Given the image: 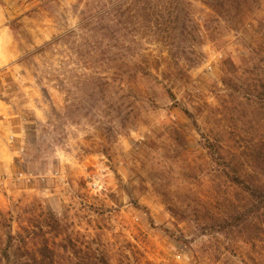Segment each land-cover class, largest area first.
<instances>
[{
    "label": "rangeland",
    "instance_id": "1",
    "mask_svg": "<svg viewBox=\"0 0 264 264\" xmlns=\"http://www.w3.org/2000/svg\"><path fill=\"white\" fill-rule=\"evenodd\" d=\"M114 1L0 0V264H264V0H141L108 52L33 53Z\"/></svg>",
    "mask_w": 264,
    "mask_h": 264
},
{
    "label": "trees",
    "instance_id": "2",
    "mask_svg": "<svg viewBox=\"0 0 264 264\" xmlns=\"http://www.w3.org/2000/svg\"><path fill=\"white\" fill-rule=\"evenodd\" d=\"M141 0H115L112 3H109V5L97 12L96 14L90 15L82 20V22L79 24L78 29L80 30H86L89 32V34L83 35L80 37L79 35L75 34L74 31H70L62 36H59L57 38H54L50 42L44 44L40 48L36 49L33 53H41L42 51L52 48L54 45H56L58 42L63 41V39L67 40V43L69 44L68 50H73V46L76 48H83V51L85 50V53L83 56H89L90 53L101 49V47L105 48L104 50L108 52V48H116L118 44H115L118 42V39L120 37L119 35V21L116 20V17H120V15L116 14V9L119 7H122L125 4L139 2ZM159 2L167 3L168 0H158ZM154 2V0H152ZM115 12V14L113 13ZM104 22V27L101 26L100 29L95 27L96 23ZM103 32H101V31ZM105 31V32H104ZM75 37L81 38V43L76 44ZM65 40V41H66ZM112 43V44H111ZM114 43V44H113ZM74 50H78L75 49ZM80 51V50H79ZM81 52V51H80ZM112 59V58H111ZM110 59H107L109 61ZM98 80V78H95V80ZM112 78H106L104 81V84L108 87H111ZM226 175L232 181L233 183H236L238 185L245 184L244 176L240 174V172L230 166H227L226 168ZM246 190L249 191L252 200L254 202H259L261 204H264V184L261 185H255L251 184L250 187H246ZM255 207V206H254Z\"/></svg>",
    "mask_w": 264,
    "mask_h": 264
}]
</instances>
